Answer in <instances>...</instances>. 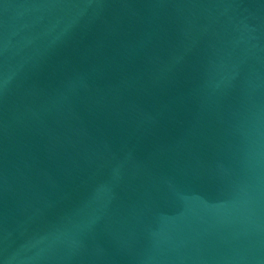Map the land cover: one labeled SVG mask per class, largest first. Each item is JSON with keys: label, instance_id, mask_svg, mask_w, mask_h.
<instances>
[{"label": "water", "instance_id": "95a60500", "mask_svg": "<svg viewBox=\"0 0 264 264\" xmlns=\"http://www.w3.org/2000/svg\"><path fill=\"white\" fill-rule=\"evenodd\" d=\"M0 264H264V0H0Z\"/></svg>", "mask_w": 264, "mask_h": 264}]
</instances>
